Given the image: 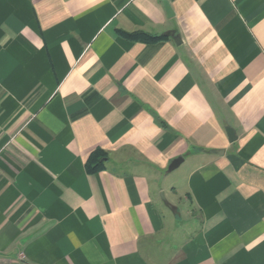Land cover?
Returning a JSON list of instances; mask_svg holds the SVG:
<instances>
[{
	"label": "crops",
	"instance_id": "1",
	"mask_svg": "<svg viewBox=\"0 0 264 264\" xmlns=\"http://www.w3.org/2000/svg\"><path fill=\"white\" fill-rule=\"evenodd\" d=\"M0 264H264V0H0Z\"/></svg>",
	"mask_w": 264,
	"mask_h": 264
},
{
	"label": "trees",
	"instance_id": "2",
	"mask_svg": "<svg viewBox=\"0 0 264 264\" xmlns=\"http://www.w3.org/2000/svg\"><path fill=\"white\" fill-rule=\"evenodd\" d=\"M118 33L132 40H144V41L154 42V41H160V40L166 39L165 36H162V35L154 36V35L142 32V31L126 32L123 30H119ZM162 124L165 125L163 122ZM106 156H107V153L104 150L100 148L94 150L86 161L87 172L97 173L100 170H102L104 168V159Z\"/></svg>",
	"mask_w": 264,
	"mask_h": 264
},
{
	"label": "water",
	"instance_id": "3",
	"mask_svg": "<svg viewBox=\"0 0 264 264\" xmlns=\"http://www.w3.org/2000/svg\"><path fill=\"white\" fill-rule=\"evenodd\" d=\"M227 134L230 142H233L236 139L235 131L232 127L230 126L227 127ZM182 161H183V157H177L173 159L168 167V170L172 171L176 169L181 164Z\"/></svg>",
	"mask_w": 264,
	"mask_h": 264
},
{
	"label": "rangeland",
	"instance_id": "4",
	"mask_svg": "<svg viewBox=\"0 0 264 264\" xmlns=\"http://www.w3.org/2000/svg\"><path fill=\"white\" fill-rule=\"evenodd\" d=\"M171 175H169V180H175L177 182H180V180H176V177L178 176V174H180V168H177L175 171H173L172 173H170ZM181 209L183 210V217L181 219L182 222L187 221V216H188V210H191V206L189 203L185 202V203H181L180 204Z\"/></svg>",
	"mask_w": 264,
	"mask_h": 264
}]
</instances>
